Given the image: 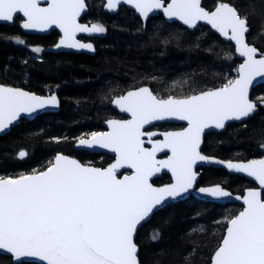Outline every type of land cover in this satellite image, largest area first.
Returning <instances> with one entry per match:
<instances>
[{"label":"snow or ice","instance_id":"snow-or-ice-1","mask_svg":"<svg viewBox=\"0 0 264 264\" xmlns=\"http://www.w3.org/2000/svg\"><path fill=\"white\" fill-rule=\"evenodd\" d=\"M40 3L0 0V22H14L15 16L22 14L26 19L21 26L26 30L58 27L63 37L57 48L95 51L93 44L76 39L77 33L106 32L102 24L78 23L86 9L85 0H47L46 7ZM120 4L132 5L145 21L150 13L162 11L165 18L188 29H196L201 21L210 25L234 42L235 52L244 58L236 69L237 77L221 87L185 96H159L148 86L119 95L113 103L130 119L109 120V131L78 139L79 146L100 147L116 154L115 162L106 168L85 166L57 154L42 171L15 178L0 176V253L8 254L13 264H26L30 259L43 264H140L134 241L138 227L169 201L179 200L193 189L198 177L196 165L202 162L225 164L230 171L245 173L260 185L248 189L242 198L243 210L227 218L226 234L211 264H264V159L233 163L201 152L206 129L224 130L227 122L242 121L257 109V103L249 99V88L257 77H264V52L247 42L248 16L226 0L212 11L202 7L201 0H169L167 4L165 0H105L104 6L114 11ZM15 42L25 44L19 37ZM32 51L40 53L42 49L34 47ZM178 83L173 82V87ZM259 99L264 104V98ZM57 104L55 95L45 98L0 84V133L22 114L31 115ZM167 120L186 121L188 126L178 132L145 130L146 125ZM156 136L163 138L153 139ZM146 143L151 147H145ZM165 150L171 155L157 160V153ZM27 155L20 151L18 158ZM123 168L132 169L131 175L118 177ZM161 169H168L174 182L155 187L150 179ZM199 192L216 198L231 196L220 186L201 187ZM204 231L194 227L190 234ZM160 238V231L153 230L150 239L155 242ZM195 252L193 247L185 259Z\"/></svg>","mask_w":264,"mask_h":264},{"label":"trees","instance_id":"trees-1","mask_svg":"<svg viewBox=\"0 0 264 264\" xmlns=\"http://www.w3.org/2000/svg\"><path fill=\"white\" fill-rule=\"evenodd\" d=\"M214 2L202 0V6L209 11ZM237 2L249 18L250 33L255 34L250 42L253 39L256 45L259 36L257 47L264 50V42L260 40V31L264 30V0ZM86 17L106 28L104 37L95 40L93 55L65 52L40 55L14 39L19 37L29 45L47 46L55 41L54 32L46 36L23 34L18 18L10 25L0 24V83L41 95L59 87L61 100L58 112L44 113L31 121L21 120L0 136V176L15 178L41 171L58 153L99 165L105 158L99 161L96 155L75 150V138L83 132L101 129L103 120L113 112L110 97L118 92L148 85L155 94L162 91L166 96H185L220 87L236 76L238 60L232 47L207 27L190 31L178 23H166L160 16L150 18L143 27L141 20L128 11L108 15L97 5L89 7ZM227 54L230 59L225 58ZM173 82L179 83L173 87ZM250 98L260 102L259 98H264V84L255 86ZM262 145L264 104L260 103L258 112L245 122L228 124L220 133H207L203 150L223 160H248L264 157ZM20 151L28 155L19 159ZM200 171L198 185L222 184L234 194H242L254 186L223 169L206 167ZM240 209L238 204L208 203L191 196L168 204L137 231L135 242L140 263L208 264L220 245L227 218ZM194 227L206 231L190 234ZM157 229L161 238L154 242L150 235ZM193 247L195 255L186 260ZM0 264L13 262L9 256L0 254Z\"/></svg>","mask_w":264,"mask_h":264},{"label":"water","instance_id":"water-1","mask_svg":"<svg viewBox=\"0 0 264 264\" xmlns=\"http://www.w3.org/2000/svg\"><path fill=\"white\" fill-rule=\"evenodd\" d=\"M85 1H86V0H85ZM168 2H169V0H166V1H165V4H167ZM40 6H41V7H46V6H47V0H41ZM120 6H125L127 9L133 10L134 13H135V15L141 19V21L143 22V24L146 23L147 20H146V21L143 20V18L137 13V11L135 10V8H134L132 5H129V4H120V5L117 7V9L114 10V11H109V10L105 7V11H107V12H109V13H111V14H115V13L118 12V9H119ZM201 6H202V0H201ZM202 7H203V6H202ZM206 10H207V9H206ZM213 10H214V9H213ZM85 13H87V7H86L85 11L82 12L81 15L77 18L78 23H80L79 20H80V18H81ZM157 15H161V16L163 17V19H164L165 21H167L168 23H178V24H180L182 27L188 29L186 26H184L181 22H179V21H177V20H174V19L169 20V19L165 18L164 15H163V13H162V11H155V12H153V13H150V14H149V17H148L147 19H149V18H151V17H153V16H157ZM18 17L21 19V24L19 25V26H20V30H21L23 33H25V34L45 35V34H48L49 32H51L52 30L57 31V32L60 34V38L58 39V42H57L55 45L51 46V47H47V48H46V51L53 52V53H58V52H62V51H63V52H75V53H76V52H78V53H79V52H84V53H89V54H94V53H95V51H88V50H85V49L66 48V47H60V48H57L56 45L59 43V41H60V40L62 39V37H63V32H62L58 27H56L55 25H53L51 28H48V29L45 30V31H39V30H26V29L22 28V26H21L23 20L26 19V18H23V17H22V14H17V15L15 16L14 20H15L16 18H18ZM12 23H13V22H0V24H6V25H10V24H12ZM80 24H81V23H80ZM82 25H86V24H82ZM87 26H88V25H87ZM90 26H91V25H90ZM199 26L207 27V28H208L209 30H211L215 35L219 36V38H221L223 41L228 42V40H226L224 37H222V36H220L218 33H216L215 30H212L211 27H210V25H207L205 22H203V21L199 22L198 27H199ZM198 27H197V28H198ZM197 28H196V29H197ZM196 29H188V30H190V31H194V30H196ZM80 35H84V36H87V37H91V36H98L99 33H95V34H91V35L88 34V33H77V34H76V39H77V40H78V37H79ZM79 41H80V40H79ZM80 42H81V41H80ZM81 43H82V42H81ZM231 43H232V45L234 46V42H231ZM91 44H92V43H91ZM234 53H235L236 57H237L238 59L241 60L240 63H243V59H244V58H243V57H240V56L235 52V46H234ZM257 58H259V56H258ZM240 63H239V64H240ZM238 66H239V65H238ZM237 68H238V67H237ZM236 77H237V72H236V76H235V78H236ZM235 78H234V79H235ZM260 84H264V77H257V78L253 81L252 85H251L250 88H249V99H250V100H252V99L250 98L252 89H253L255 86L260 85ZM2 85H4V86H8V87H13V86L5 85V84H2ZM220 87H221V86H220ZM14 88H18V87H14ZM217 88H218V87H217ZM20 89H22L23 91H26V92H29V93L35 94L36 96L45 97V98H47V97H49V96H51V95H55V96L57 97L58 104H57L56 107H51V106H49V107H46V108H44V109L38 110L37 112H35V113L31 114V115H28V114H22L21 117H20L18 120H16L12 125L9 126V128H7L3 133H0V136H1V135H4V134H6V133H8V132L10 131V129H11L12 127L18 125V124L20 123L21 120H30V121H31V120H33V119H34L36 116H38V115H41V114H44V113H55V112H58L59 109H60L61 102H60L59 97L57 96V94L53 93V94H51V95H38V94L33 93V92H30V91H28V90H26V89H24V88H20ZM115 98H117V97H115ZM115 98H114V99H115ZM114 99H113L112 102H111V107H112L113 109L118 110L120 114H122V115L128 117V119H130V115H129L128 113H125V112L120 111V109H119V108L113 103ZM252 101H254V102L257 103V109H256V111H255L253 114L250 115V117H252L254 114H256V113L258 112V110H259V106H260V102H259V101H255V100H252ZM250 117H248V118H250ZM248 118H246V119H244V120H242V121H229V122L226 123V127H227L228 124H231V123H242V122H245ZM109 120H119V119H114V118H112V119H108V120L103 121L102 126H104V127L107 129L105 132H107V131L110 130L109 127H108V125H107V123H106V122L109 121ZM126 120H127V119H126ZM157 123H179V124H183V125H185L184 128H186V127L188 126L186 121H179V120L158 121V122H153V124H151V125H154V124H157ZM151 125H146L145 128H147V127H149V126H151ZM184 128H183V129H184ZM183 129H182V130H183ZM182 130H180V131H182ZM224 130H225V129H224ZM224 130H218V129H215V128L206 129L205 132H204L203 138H202L201 149H202V146H203V143H204V137H205V135H206L207 133H211V132L220 133V132H222V131H224ZM175 132H178V131H175ZM162 138H163V137H162ZM146 144H147V143H146ZM147 145H148V147H151L150 144H147ZM145 147H146V146H145ZM73 148H74L75 150H80V151H88V152H95V153H103V154L112 155V156H114V158H113V160L111 161L110 164L114 163V162H115V159H116V154L113 153V152H111V151L108 150V149H104V148H100V147H92V148H88V147L79 146L78 141L74 143ZM58 154H63V153H58ZM164 154H166L167 156H165V157H163V158H159V156L164 155ZM56 155H57V154H56ZM56 155H55V156H56ZM63 155L68 156V157L73 158V159H76L77 161H79L81 164H83V165H85V166L97 167V166H93V165L85 164V163L81 162L80 160H78V159H77L76 157H74V156H71V155H68V154H63ZM169 155H171V153L168 152L167 150H165L164 152L157 153V157H156V158H157V160H166V159L168 158ZM204 155H205V154H204ZM55 156H54V158H55ZM207 156H209V155H207ZM210 157H213V156H210ZM54 158H53V160H54ZM213 158H215V159H217V160L224 161V162L229 161V160L219 159V158H217V157H213ZM259 159H264V157H259V158H254V159H248V160H231V161H232L233 163H247V162L250 161V160H259ZM110 164H108L106 167H108ZM106 167H104V168H106ZM206 167H213V168L223 169V170L226 171L229 175L240 176V177H243V178L247 179V180L250 181L254 186H253V187L246 188V189L243 191L242 194H234V193H232L230 190H228L227 188H225L222 184H211V185H206V186L198 185L199 178H200V172H199V171H200V169H202V168H206ZM98 168H100V167H98ZM45 169H46V168H45ZM43 170H44V169H43ZM123 170H128V171H130L129 174H123V175H131V173H132V171H133L132 169L123 168V169H120V170H119L118 175H119L120 173H122ZM195 170H196L197 173H198V177H197V180H196V182H195V184H194L193 189H191V190H190V191H189L184 197H182L181 199L176 200V201H169V204H170V203H175V202H178V201L185 200V199H187L188 197L191 196V197H193V198L196 199V200L203 201V202H208V203H216V204H221V205H224V204H227V203L238 204V205L241 206V209L235 214V215H238L239 212L242 211L243 208H244V204H243V199H242V198H243L244 195H246L247 190H248V189H252V188H260V185L258 184V182H257L254 178L247 176V174H245V173H236V172L230 171V170L226 167L225 164L202 163V162H201V163H198V164L196 165V169H195ZM41 171H42V170H41ZM32 173H34V172H32ZM162 173H165V174L169 175V177H170V179H171V181H170L169 183H167V184H170V183H173V182H174V179H173V177H172V174H171V172H170L168 169H161L158 173H156V174L150 179V182L152 183V180H153L154 178L160 176ZM29 174H31V173H29ZM123 175L118 176V177L122 178ZM152 184H153V183H152ZM167 184H164V185H167ZM164 185L156 186V185L153 184V186H155V187H160V186H164ZM215 186H220V187H222L224 190L230 192V193H231V196H230V197L216 198V197H210V196H207L206 194H202V193L199 192V188H201V187L210 188V187H215ZM237 197H241V199H237ZM235 215H234V216H235ZM148 220H149V219H148ZM148 220H147V221H148ZM145 223H146V222H145ZM145 223H143V224H145ZM143 224H142V225H143ZM227 226H228V225L226 224V228H225V230H224V234H223V236L226 234ZM140 227H141V226L138 227L137 231L139 230ZM136 235H137V232H136V234L134 235V241H135ZM223 236H222V237H223ZM221 242H222V239H221L220 243H221ZM135 243H136V242H135ZM218 247H219V246H218ZM218 247H217V249H218ZM138 249H139V247H138ZM217 249H216V250H217ZM216 250H215V251H216ZM215 251H214V252H215ZM0 254H1V255L9 256L8 254H2V253H0ZM213 255H214V253L212 254V256H213ZM212 256H211V258H212ZM9 257H10V256H9ZM138 259H139V250H138ZM26 262H33V263H36V264H43V262H40L38 259H30V260H28V261H26ZM139 262H140V259H139ZM140 264H141V263H140ZM208 264H211V259H210V262H209Z\"/></svg>","mask_w":264,"mask_h":264},{"label":"flooded vegetation","instance_id":"flooded-vegetation-1","mask_svg":"<svg viewBox=\"0 0 264 264\" xmlns=\"http://www.w3.org/2000/svg\"><path fill=\"white\" fill-rule=\"evenodd\" d=\"M165 1H166V0H165ZM237 1H238V0H226V2H229V3L234 4V5L236 6V8L240 11V13H241L242 15H246V14L241 10L242 8L239 7V3H238ZM85 2H86V7H87V13H88L89 7H92V5H97L98 8H100V9L102 10V12H105V13H107L108 15H116V14H118V13L121 12V11H122V12H123V11H128L129 13H132L133 15H135V13H134L133 10L127 9L125 6H120L119 9H118V12H117V13H115V14H111V13L105 11V6H104V5H105V0H86ZM219 2H221V0H215V2L212 4V6H211V8H210L209 11H212V10L216 7V5H217ZM87 13H85V14L80 18L79 22H80L81 24H86V25H88V26L93 25V24H101V23H99V22H92V21H89L88 18L86 17ZM135 16H136V15H135ZM159 16L163 19V17H162L161 15H157L156 17H159ZM246 16H247V15H246ZM153 17H154V16H153ZM138 18H139V17H138ZM151 18H152V17H151ZM16 19H17V18H16ZM16 19H15V20H16ZM139 19H140V18H139ZM149 19H150V18H149ZM149 19H147V21H148ZM15 20H14V21H15ZM140 20H141V19H140ZM163 20H164V19H163ZM18 21H19V25H20V24H21V19H20L19 17H18ZM147 21H146V23H147ZM164 21H165V20H164ZM141 22H142V21H141ZM165 22L168 23L167 21H165ZM146 23H145V24H146ZM145 24H143V22H142V26H143V27L145 26ZM19 29H20V26H19ZM20 31H21V30H20ZM210 31H211V30H210ZM250 31H251V29H250ZM250 31H249V33L246 34L247 42L250 43V44L254 43V44H252V45H254L255 47H257L259 36H258L257 39H256V45H255V42L253 41V39H252V42H250V41H251V38H255V36H254L255 34H253V33L251 34ZM51 32H54V33H55V41H53L51 44H49V45H47V46H44V45H42V44L29 45L27 42H25V43L28 44V45L24 44V45H21V46H23V47L27 46V49H28V50H32V48H34V47H39V48L42 49V51H41L40 53H38V54H40V55H41V53H43V52L53 53V52L46 51V48L55 45V44L58 42V39L60 38V34H59L57 31H55V30H52ZM51 32H49V33H51ZM211 32H212V31H211ZM21 33H23V32L21 31ZM49 33H48V34H49ZM23 34H25V33H23ZM48 34H45V35L30 34V35L46 36V35H48ZM250 34H251V35H250ZM104 35H105V33H103V34H99L98 36H91V37H87V36H84V35H80V36L78 37V40H80L82 43H92L93 46H94L95 52H96L95 40L98 39V38H102V37H104ZM216 36H217V35H216ZM218 38H219V36H218ZM220 40H221L222 42H225V44H228L229 46L232 47L233 55L236 57V55H235V53H234V46L232 45V43H231L230 41H228V42L223 41L221 38H220ZM260 40H262V42H264V30L260 31ZM257 48L260 50V52H264V50H261L259 47H257ZM62 52H63V51H62ZM58 53H59V52H58ZM65 53H73V54H74L75 52H65ZM53 54H56V53H53ZM75 54H87V55H93V54L84 53V52H79V53L76 52ZM94 54H95V53H94ZM236 59L238 60V62H237V64H236V67H238V65H239V63L241 62V60L238 59L237 57H236ZM0 84H4V83H0ZM5 85H7V84H5ZM9 86H11V85H9ZM141 86H148V85H140L139 87H141ZM13 87H15V86H13ZM148 87H149V86H148ZM18 88H23V87H18ZM136 88H138V87H136ZM149 88H150V87H149ZM24 89H26V88H24ZM133 89H134V88H130V89H127V90H125V91L118 92V93H116L114 96L110 97L109 106H110V108L113 110V112H112V114H111L110 116H108V117H107L106 119H104L103 121L108 120V119H112V118H114V119H119V120H126V119H128V117H126V116L120 114L118 110L113 109V108L111 107V102H112V100H113L115 97H118L119 95H123V94H125L128 90H133ZM150 89H151V88H150ZM26 90H27V89H26ZM58 90H59V87L53 88L52 90L48 91V92H47L46 94H44V95H51V94L55 93V94H57V96L59 97V95H58ZM28 91H29V90H28ZM30 92H33V91H30ZM33 93H35V92H33ZM36 94H37V93H36ZM38 95H41V94H38ZM165 97H166V96H165ZM59 100H60V97H59ZM60 102H61V100H60ZM28 121H30V120H28ZM102 123H103V122H102ZM184 127H185V125H183V124H179V123H157V124H154V125H151V126L145 128V130H146V131L157 132V133H160V132H175V131H180V130H182ZM106 130H107V129H106L104 126H102V124H101V129L91 130V131L83 132V133L79 134V135L75 138V142H77L78 139L81 138V137L88 138L92 132H105ZM204 138H205V137H204ZM144 139L147 140V137H144ZM153 139H162V137H161V136H156V137H153ZM203 144H204V143H203ZM145 146L148 147L147 144H145ZM79 151H80V150H79ZM85 152H86V153H89V154H93V155L98 156V157L100 158L99 161H100L101 159H104V158H105L102 162H100L99 165H93V166H97V167H100V168H104V167H106L108 164L111 163V161H112L113 158H114V156H112V155H108V154L95 153V152H88V151H85ZM201 152H202L203 154H205V152H204V150H203V146H202ZM205 155H207V154H205ZM165 156H167V155H166V154L161 155V156H159V158H163V157H165ZM107 158H108V159H107ZM85 164H88V163H85ZM89 165H92V164H89ZM199 172H201V171H199ZM129 173H130V171H128V170H123L122 173H120L118 176H121V175H123V174H129ZM170 181H171V179H170L169 175H167V174H165V173H162L160 176L154 178V179L152 180V183H153L154 185H156V186H159V185L167 184V183H169Z\"/></svg>","mask_w":264,"mask_h":264},{"label":"rangeland","instance_id":"rangeland-1","mask_svg":"<svg viewBox=\"0 0 264 264\" xmlns=\"http://www.w3.org/2000/svg\"><path fill=\"white\" fill-rule=\"evenodd\" d=\"M199 28V27H198ZM14 42H15V39H14ZM237 69V68H236ZM227 82V81H226ZM181 94H183V93H181ZM115 95V94H114ZM114 95H112V96H114ZM157 95H159V96H166V95H164V94H162V91H157ZM111 96V97H112Z\"/></svg>","mask_w":264,"mask_h":264}]
</instances>
